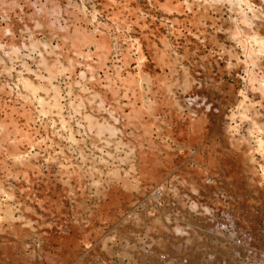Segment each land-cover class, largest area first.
I'll use <instances>...</instances> for the list:
<instances>
[{"label": "rangeland", "instance_id": "374dc122", "mask_svg": "<svg viewBox=\"0 0 264 264\" xmlns=\"http://www.w3.org/2000/svg\"><path fill=\"white\" fill-rule=\"evenodd\" d=\"M215 2L0 0V264H264V0Z\"/></svg>", "mask_w": 264, "mask_h": 264}, {"label": "bare ground", "instance_id": "6f19581e", "mask_svg": "<svg viewBox=\"0 0 264 264\" xmlns=\"http://www.w3.org/2000/svg\"><path fill=\"white\" fill-rule=\"evenodd\" d=\"M199 1H200V0H199ZM204 1H205V0H204ZM208 1H209V0H208ZM236 1L238 2V0H235V1H234V0H216L217 4H215V3H216V2H215V3H214V6H215V9H216V7L218 8L219 6H221L223 2H226V3H229V5H232V6H230V8H231V10H232V9L234 8V6L236 7V6L240 3V2H239V3L237 4ZM243 1H244V0H243ZM197 2H198V1H196V3H197ZM221 2H222V3H221ZM167 3H168V2H167ZM199 3H200V2H199ZM220 3H221V4H220ZM204 4H205V3H204ZM204 4L201 2L200 5L204 6ZM206 4H207V2H206ZM206 4H205V5H206ZM211 4H212V3H211ZM211 4H210V5H211ZM263 4H264V3H263ZM111 5H112V3H111ZM166 5H167V4H165V6H166ZM200 5H199V6H200ZM223 5H224V4H223ZM197 6H198V4H197ZM208 6H209L208 4H207L206 6H204V9H207ZM212 6H213V4H212ZM239 6H240V5H239ZM125 7H126V6H125ZM232 7H233V8H232ZM237 7H238V6H237ZM249 7H250V6H249ZM149 8H150V7H149ZM209 8H211V7L209 6ZM230 8H229V9H230ZM251 8H252V7H251ZM251 8H250V10H251ZM201 9H202V8H201ZM221 9H222V8H221ZM252 9H253V8H252ZM256 9H257V8H256ZM238 10H239V9H238ZM238 10L236 9V12H237ZM242 10H243V9H242ZM242 10H241L240 12H242ZM201 11H203V10H201ZM212 11H213V10H212ZM214 11H215V10H214ZM110 13H111V12H110ZM127 14H128V13H127ZM201 14L203 15V13H201ZM244 14H246V13H244ZM254 14H255V13H254ZM197 15H198V14H197ZM198 16H199V15H198ZM241 17H242V16H241ZM244 17H246V16H244ZM242 18H243V17H242ZM254 18H255V17H254ZM234 19H235V18H234ZM251 19H252V18H251ZM262 19H263V18H262ZM242 20H243V19H242ZM39 21H40V20H39ZM233 22H234V21H233ZM259 22H260V21H259ZM37 23H38V22H37ZM42 24H43V23H42ZM263 24H264V23H263ZM263 24H262V26H263ZM40 25H41V24H40ZM35 26H36V25H35ZM254 26H255V25H254ZM42 27H43V26H42ZM199 27H200V26H199ZM217 27H218V26H217ZM236 27H237V26H236ZM40 28H41V27H40ZM248 28H249V27H248ZM259 28H260V27H259ZM201 29H202V28H201ZM238 29H239V28H238ZM252 29H253V27H252ZM255 29H256V28H255ZM260 29H261V28H260ZM218 30H219V29H218ZM239 30H240V29H239ZM242 30H243V29H242ZM257 30H258V29H257ZM261 31H262V30H261ZM263 31H264V27H263ZM39 32H40V31H39ZM240 32H241V31H240ZM243 32H244V31H243ZM258 32H259V31H258ZM49 33H50V32H49ZM262 33H263V32H262ZM212 34H213V33H212ZM239 34H240V33H239ZM239 34H238V36H239ZM245 34H246V33H245ZM222 35H223V34H222ZM242 35H243V34H242ZM259 35H260V34H259ZM259 35H258V36H259ZM227 36H228V35H227ZM231 36H233V35H231ZM244 36H245V35H244ZM263 36H264V35H263ZM240 37H241V36H240ZM213 38H214V37H213ZM232 38H233V37H232ZM234 38H235V37H234ZM250 38H252V37H250ZM261 38H262V37H261ZM263 39H264V38H263ZM215 40H216V39H215ZM227 40H228V39H227ZM252 40H253V41L257 40V37H255V39H254V36H253V38H252L251 40H249V41H252ZM107 41H108V40H107ZM232 41H233V40H232ZM35 42H36V41H35ZM90 42H91V41H90ZM236 42H237V41H236ZM240 42H241V41H240ZM247 42H248V39H247ZM255 42L257 43V41H255ZM259 42L261 43V41H259V38H258V43H259ZM32 43H33V42H32ZM93 43H94V42H93ZM214 43H215V42H214ZM221 43H222V42H221ZM234 43H235V42H234ZM33 44H34V43H33ZM215 44H216V43H215ZM222 44H223V43H222ZM254 44H255V43H254ZM262 44H263V41H262L261 45H262ZM103 45H104V44H103ZM108 45H109V44H108ZM235 45H236V44H235ZM235 45H234V46H235ZM257 45H259V44H257ZM1 46H2V45H1ZM34 46H35V45H34ZM98 46H99V45H98ZM104 46H105V45H104ZM146 46H147V45H146ZM150 46H151V45H150ZM223 46H224V45H223ZM234 46H233V47H234ZM245 46H246V45H245ZM35 47H36V46H35ZM221 47H222V46H221ZM221 47H220V48H221ZM260 47H261V46H260ZM263 47H264V46H263ZM2 48H3V47H2ZM98 48H99V47H98ZM222 48H223V47H222ZM258 48H259V47H258ZM12 49H13V48H12ZM14 49H15V48H14ZM30 49H31V48H30ZM197 49H198V48H197ZM243 49H244V48H243ZM243 49H242V50H243ZM261 49L264 51L263 48H260V50H261ZM32 50H33V48H32ZM224 50H225V49H224ZM12 51H14V50H12ZM246 51H247V50H246ZM248 51H249V50H248ZM258 51H259V50H258ZM5 52H6V51H5ZM14 52H15V51H14ZM156 52H157V51H156ZM230 52H231V51H230ZM232 52H233V49H232ZM6 53H7V52H6ZM12 53H13V52H12ZM39 53H40V51H39ZM39 53H38V54H39ZM245 53H246V52H245ZM7 54H8V53H7ZM13 54H14V53H13ZM13 54H10V55L12 56ZM41 54H42V53H41ZM157 54H158V53H157ZM246 54H247V53H246ZM41 56L43 57V55H41ZM125 56H126V55H125ZM169 56H170V55H169ZM232 56H233V55H232ZM232 56H231V57H232ZM235 56H236V55H235ZM237 56H238V54H237ZM8 57H9V56H8ZM13 57H14V56H13ZM34 57H35V56H34ZM42 57H41V58H42ZM167 57H168V56H167ZM231 57H230V58H231ZM19 58H20V57H19ZM38 58H39V55H38ZM61 58H62V57H61ZM106 58H107V57H106ZM158 58H159V57H158ZM168 58H169V57H168ZM33 59H34V58H33ZM62 59H63V58H62ZM17 60H18V59H17ZM152 60H153V59H152ZM250 60H251V59H250ZM43 61H44V60H43ZM43 61L41 60L42 63H43ZM65 61H66V60H65ZM68 61H69V60H68ZM37 63H39V62H37ZM49 63H50V62H49ZM53 63H54V62H53ZM141 63H142V62H141ZM40 64H41V63H39L38 65H40ZM45 64H46V65H45ZM45 64H44V65L47 66V63H46V62H45ZM227 64H228V63H227ZM262 64H263V63H262ZM20 65H21V64H20ZM44 65H43V66H44ZM165 65H166V64H165ZM2 66H3V65H2ZM23 66H24V65H23ZM26 66H27V65H26ZM45 66H44V67H45ZM52 66H53V65H52ZM52 66H50V69H51ZM54 66H55V65H54ZM54 66H53V67H54ZM38 67H39V66H38ZM27 68H28V67H27ZM226 68H227V67H226ZM21 69H22V68H21ZM64 69H65V68H64ZM64 69H63V70H64ZM29 70H30V69H29ZM59 70H60V69H59ZM72 70H73V69H72ZM44 71H45V69H44ZM51 71H52V69H51ZM53 71H54V69H53ZM3 72H4V71H3ZM26 72H27V71H26ZM59 72H60V71H59ZM10 73H11V72H10ZM20 74H21V73H20ZM26 74H27V73H26ZM36 74H37V73H36ZM38 74H39V73H38ZM176 74H177V73H176ZM183 74H184V73H183ZM7 75H8V74H7ZM7 75H6V76H7ZM147 76H148V75H147ZM188 76H189V75H188ZM21 77H22V76H21ZM40 77H41V76H40ZM140 77H141V76H140ZM174 77H175V76H174ZM27 79H29V78H27ZM132 79H133V78H132ZM138 80H139V79H138ZM177 80H178V79H177ZM187 80H188V79H187ZM17 81H18V80H17ZM23 81H24V80H23ZM263 81H264V79H263ZM25 82H26V81H25ZM260 82H261V81H260ZM177 83H178V82H177ZM180 83H181V82H180ZM223 83H224V82H223ZM262 83H263V82H261L260 85H261ZM27 84H28V82H27ZM32 84H33V83H32ZM99 84H100V83H99ZM188 84H189V83H188ZM257 84H259V82H258ZM25 85H26V83H25ZM174 85H175V84H174ZM189 85H190V84H189ZM262 85H264V83H263ZM26 86H27V85H26ZM33 86H35V85H33ZM40 86H41V85H40ZM50 86H51V85H50ZM130 86H131V85H130ZM177 86H178V85H177ZM203 86H204V85H203ZM30 87H32V86H30ZM38 87H39V86H38ZM108 87H109V86H108ZM146 87H147V86H146ZM150 87H151V86H150ZM170 87H171V86H170ZM175 87H176V86H175ZM180 87H181V86H180ZM189 87H190V86H189ZM32 88H34V87H32ZM185 88H187V85H186ZM185 88H184V89H185ZM190 88H192V87H190ZM27 89H28V88H26V90H27ZM54 89H55V87H54ZM168 89H169V88H168ZM170 89H171V88H170ZM184 89L182 88L183 92H185ZM24 90H25V89H24ZM31 90H32V89H31ZM44 90H45V89H44ZM146 90H147V89H146ZM190 90H191V89H190ZM29 91H30V90H29ZM169 91L172 92L171 90H169ZM30 92H31V91H30ZM44 92H45V91H44ZM67 92H68V91H67ZM170 92H169V93H170ZM17 94H21V93H17ZM30 94H31V93H30ZM154 94H155V93H154ZM31 95H33V94H31ZM31 95H30V96H31ZM56 95H57V94H56ZM96 95H97V94H96ZM67 96H68V95H67ZM174 96H175V95H174ZM16 97H17V96H16ZM34 98H35V97H34ZM76 98H77V97H76ZM102 98H103V97H102ZM148 98H149V97H148ZM53 99H54V98H53ZM105 99H106V98H105ZM32 100H33V99H32ZM40 100H41V99H40ZM40 100H39V101H40ZM89 100H90V99H89ZM140 100H141V99H140ZM164 100H165V99H164ZM188 100H189V99H188ZM42 101H43V100H42ZM54 101H56V100H54ZM54 101H52V102H54ZM56 103H57V102H56ZM153 103H154V102H153ZM157 104H158V103H157ZM168 104H169V103H168ZM43 105H44V103H43ZM44 106H45V105H44ZM48 106H49V104H48ZM48 106H47V107H48ZM54 106H55V105H54ZM54 106H52V107H54ZM80 106H81V105H80ZM92 106H93V104H92ZM92 106H91V107H92ZM153 106H154V104H153ZM57 107H58V105H57ZM100 107H102V106L100 105ZM154 107H155V106H154ZM43 108H44V107H43ZM78 108H79V107H78ZM110 108H111V107H110ZM157 108H158V107H157ZM56 109H57V108H56ZM56 109H55V110H56ZM155 109H156V108H155ZM39 110H40V109H39ZM46 110H47V109H46ZM60 110H61V109H60ZM135 110H136V109H135ZM152 110H153V109H152ZM15 111H16V110H15ZM42 111H43V110H42ZM47 111H48V110H47ZM254 111H255V110H254ZM115 112H116V111H115ZM237 112H238V111H237ZM40 113H41V112H40ZM137 114H138V113H137ZM30 115H31V114H30ZM45 115H46V114H45ZM94 115H95V114H94ZM100 115H101V114H100ZM139 115H140V114H139ZM83 116L85 117V115H83ZM84 117H83V118H84ZM86 117H87V116H86ZM140 117H141V116H140ZM189 117H190V116H189ZM74 118H75V117H74ZM88 118H89V117H88ZM90 118H91V117H90ZM134 118H135V117H134ZM29 119H30V118H29ZM96 119H97V118H96ZM109 119H110V118H109ZM63 120H64V119H63ZM97 120H98V119H97ZM231 120H232V119H231ZM253 120H254V119H253ZM156 121H157V120H156ZM0 122H1V121H0ZM116 122H117V121H116ZM97 123H98V121H97ZM112 123H113V122H112ZM117 123H119V122H117ZM137 123H138V122H137ZM240 123H241V122H240ZM254 123H255V122H254ZM6 124H7V123H6ZM93 124H94V123H93ZM95 124H96V123H95ZM155 124H156V123H155ZM28 125H29V124H28ZM87 125H88V123H87ZM110 125H111V124H110ZM136 125H137V124H136ZM138 125H139V124H138ZM145 125H146V124H145ZM5 126H6V125H5ZM88 126H89V125H88ZM141 126H142V125H141ZM229 126H230V125H229ZM252 126H253V125H252ZM231 127H232V126H231ZM88 128H89V127H88ZM102 128H103V127H102ZM144 128H145V127H144ZM0 129H1V128H0ZM71 129H72V128H71ZM91 129H92V128H91ZM146 130H147V129H146ZM10 131H11V130H10ZM13 131H14V130H13ZM17 131H18V130H17ZM104 131H105V130H104ZM113 131H114V130L111 129V128H108V130H107L108 133H112ZM69 132H70V131H69ZM114 132H115V131H114ZM213 132H214V131H213ZM101 133H102V132H101ZM108 133H107V134H108ZM99 135H100V134H99ZM108 135H109V134H108ZM110 135H111V134H110ZM133 135H134V134H133ZM145 135H146V133H145ZM216 135H217V134H216ZM230 135H231V134H230ZM252 135H253V134H252ZM96 136H97V135H96ZM113 136H114V135H113ZM113 136H112V137H113ZM137 136H138V135H137ZM98 137H99V136H98ZM104 137H105V135H104ZM195 137H196V136H195ZM47 138H48V137H47ZM99 138H100V137H99ZM140 138H141V137H140ZM148 138H149V137H148ZM30 140H32V138H31ZM80 140H81V139H80ZM101 140H102V139H101ZM105 140H106V139H105ZM112 140H113V139H112ZM137 140H138V139H137ZM223 140H224V139H223ZM20 141H21V140H20ZM70 141H71V140H70ZM81 141H82V140H81ZM98 141H99V140H98ZM106 141H107V140H106ZM122 141H123V140H122ZM142 141H143V140H142ZM234 141H235V140H234ZM260 141H261V140H260ZM29 142H30V141H29ZM71 142H72V141H71ZM73 142H74V141H73ZM75 142H76V141H75ZM83 142H84V141H83ZM139 142H140V141H139ZM235 142H237V141H235ZM262 142H263V141H262ZM84 143H85V142H84ZM100 143H101V142H100ZM103 143H104V142H103ZM131 143H132V142H131ZM148 143H149V142H148ZM237 143H238V142H237ZM105 144H106V143H105ZM120 144H121V143H120ZM219 144H220V143H219ZM240 144H242V143H240ZM21 145H22V144H21ZM154 145H155V144H154ZM156 145H157V143H156ZM243 145H244V143H243ZM243 145H242V146H243ZM33 146H34V145H33ZM100 146H101V145H100ZM102 146H103V145H102ZM116 146H117V145H116ZM120 146H121V145H120ZM142 146H143V144H142ZM260 146H261V145H260ZM104 147H105V146H104ZM114 147H115V145H114ZM114 147H113V148H114ZM257 147H258V146H257ZM116 148H117V147H116ZM116 148H115V149H116ZM166 148H167V147H166ZM1 149H2V148H1ZM15 149H16V148H15ZM122 149H123V148H122ZM129 149H130V148H129ZM142 149H143V147H142ZM167 149H168V148H167ZM254 149H255V148H254ZM254 149H253V150H254ZM77 150H78V149H77ZM171 150H172V149H171ZM225 150H226V149H225ZM257 150H258V149H257ZM262 150H264V149H262ZM12 151H13V150H12ZM159 151H160V150H159ZM227 151H228V150H227ZM118 152H119V151H118ZM209 152H210V151H209ZM47 153H48V152H47ZM144 153H145V152H144ZM188 153H189V152H188ZM234 154H235V153H234ZM23 155H24V154H23ZM36 155H37V154H36ZM54 155H55V154H54ZM87 155H88V154H87ZM127 155H128V154H127ZM213 155H214V154H213ZM247 155H248V154H247ZM252 155H253V154H252ZM252 155H251V156H252ZM39 156H40V155H39ZM155 156H157V155H155ZM211 156H212V155H211ZM14 157H15V156H14ZM20 158H21V157H20ZM93 158H94V157H93ZM116 158H117V157H116ZM148 158H149V157H148ZM224 158H225V157H224ZM230 158H231V156H230ZM25 159H26V158H25ZM94 159H95V158H94ZM167 159H168V158H167ZM213 159H214V158H213ZM234 159H235V158H234ZM249 159H251V158L249 157ZM16 160H17V159H16ZM20 160H21V159H20ZM118 160H119V159H118ZM126 160H127V159H126ZM146 160H147V159H146ZM1 161H2V160H1ZM111 161H112V160H111ZM238 161H239V160H238ZM250 161H251V160H250ZM143 162H144V161H143ZM156 162H157V161H156ZM105 163H106V162H105ZM121 163H122V162H121ZM166 163H167V161H166ZM168 163H169V162H168ZM206 163H207V162H206ZM225 163H226V162H225ZM236 163H237V162H236ZM248 163H249V162H248ZM254 163H255V162H254ZM3 164H5V163H3ZM95 164H96V162H95ZM100 164H101V163H100ZM102 164H103V163H102ZM243 164H244V163H243ZM137 165H138V164H137ZM157 165H158V164H157ZM164 165H165V164H164ZM173 165H174V164H173ZM180 165H181V164H180ZM207 165H208V164H207ZM216 165H217V164H216ZM222 165H223V164H222ZM74 166H75V165H74ZM76 166H77V165H76ZM119 166H120V165H119ZM139 166H140V165H139ZM177 166H178V165H177ZM210 166H211V165H210ZM225 166H226V165H225ZM251 166H253V165H252V162H251ZM5 167H6V166H5ZM59 167H60V166H59ZM61 167H62V166H61ZM71 167H72V166H71ZM130 167H131V166H130ZM130 167H129V168H130ZM135 167H136V166H135ZM198 167H199V166H198ZM248 167L250 168V163H249V166H248ZM248 167H247V169H248ZM76 168H77V167H76ZM92 168H93V167H92ZM100 168H101V167H100ZM149 168H150V167H149ZM168 168H169V167H168ZM174 168H175V167H174ZM225 168H226V167H225ZM245 168H246V167H245ZM3 169H4V168H3ZM72 169H73V168H72ZM114 169H115V168H114ZM122 169H123V168H122ZM130 169H131V168H130ZM133 169H134V168H133ZM205 169H206V168H205ZM205 169H204V170H205ZM226 169H227V168H226ZM229 169H230V168H229ZM238 169H240V168H238ZM253 169H254V167H253ZM12 170H14V169H12ZM28 170H29V169H28ZM35 170H36V169H35ZM67 170H68V169H67ZM95 170H96V169H95ZM95 170H94V172H95ZM131 170H132V169H131ZM156 170H157V168H156ZM207 170H208V169H207ZM248 170H249V169H248ZM21 171H22V170H21ZM116 171H117V169H116ZM182 171H183V170H182ZM64 172H65V171H64ZM113 172H114V171H113ZM125 172H126V170H125ZM139 172H140V171H139ZM168 172H169V171H168ZM210 172H211V171H210ZM225 172H226V171H225ZM227 172H228V171H227ZM235 172H236V171H235ZM249 172H250V171H249ZM256 172H257V171H256ZM263 172H264V171H263ZM78 173H79V172H78ZM106 173H107V172H106ZM109 173H110V171H109ZM123 173H124V172H123ZM133 173H134V172H133ZM252 173H253V172H252ZM6 174H7V173H6ZM99 174H100V173H99ZM128 174H129V173H128ZM152 174L154 175V173H152ZM194 174H195V173H194ZM211 174H212V173H211ZM221 174H222V173H221ZM256 174H257V173H256ZM25 175H26V173H25ZM124 175H125V174H124ZM178 175H179V174H178ZM178 175H176V176H178ZM195 175H196V174H195ZM213 175H214V174H213ZM217 175H218V174H217ZM229 175H230V174H229ZM232 175H233V174H232ZM244 175H245V174H244ZM108 176H109V175H108ZM108 176H107V177H108ZM112 176H113V175H112ZM126 176H127V175H126ZM132 176H133V175H132ZM151 176H152V175H151ZM165 176H166V175H165ZM174 176H175V175H174ZM181 176H182V175H181ZM187 176H188V175H187ZM191 176H192V175H191ZM218 176H219V175H218ZM222 176H223V175H222ZM235 176H238V175H235ZM239 176H240V175H239ZM116 177H117V179H118V176H116ZM120 177H121V176H120ZM153 177H154V176H153ZM183 177H184V176H183ZM224 177H225V176H224ZM228 177H229V176H228ZM240 177H241V176H240ZM248 177H249V176H248ZM261 177H262V176H261ZM261 177H260V178H261ZM41 178H42V177H41ZM110 178H111V177H110ZM113 178H114V177H113ZM158 178H159V177H158ZM176 178H177V177H176ZM197 178H198V177H197ZM219 178H220V177H219ZM222 178H223V177H222ZM230 178H231V177H230ZM233 178H234V177H233ZM237 178L239 179V177H237ZM246 178H247V177H246ZM250 178H252V177H250ZM262 178H263V177H262ZM66 179H67V177H66ZM117 179H116V180H117ZM168 179H170V178H168ZM177 179H178V178H177ZM190 179H192V178H190ZM235 179H236V178H235ZM241 179H242V178H241ZM68 180H69V179H68ZM116 180H115V182H116ZM127 180H128V179H127ZM130 180H131V179H130ZM130 180H128V182H129ZM133 180H134V179H133ZM149 180H150V179H149ZM183 180H184V179H183ZM183 180H182L181 182H183ZM226 180H227V179H226ZM239 180H240V179H239ZM246 180H247V179H246ZM258 180H260V179H258ZM77 181H78V180H77ZM81 181H82V180H81ZM118 181H119V179H118ZM138 181H139V180H138ZM165 181H166V180H165ZM232 181H233V180H232ZM240 181H241V180H240ZM262 181H263V180H262ZM79 182H80V181H79ZM126 182H127V181H126ZM133 182H134V181H133ZM226 182H227V181H226ZM254 182H255V181H254ZM90 183H91V182H90ZM111 183H112V182H111ZM169 183H170V182H169ZM169 183H168V184H169ZM227 183H228V182H227ZM257 183H258V182H257ZM107 184H108V183H107ZM126 184H127V183H126ZM129 184H130V182H129ZM135 184L137 185V183H135ZM138 184H139V182H138ZM181 184H184V183H181ZM181 184H180V185H181ZM260 184H261V183H260ZM67 185H68V184H67ZM97 185H98V184H97ZM131 185H132V187H133V184H132V183H131ZM136 185H135V186H136ZM245 185H246V184H245ZM47 186H48V185H47ZM124 186H125V185H124ZM126 186H127V185H126ZM161 186H163V184H162ZM168 186H169V185H168ZM178 186H179V185H178ZM184 186H185V185H184ZM188 186H189V185H188ZM225 186H226V185H225ZM233 186H234V185H233ZM254 186H255V185H254ZM78 187H79V186H78ZM107 187H108V186H107ZM128 187L130 188V186H128ZM152 187H153V186H152ZM165 187H166V186H165ZM191 187H192V186H191ZM124 188H125V187H124ZM134 188H135V187H134ZM134 188H133V189H134ZM177 188H178V187H177ZM180 188H181V187H180ZM196 188H197V187H196ZM221 188H223V187H221ZM221 188H220V189H221ZM261 188H262V187H261ZM70 189H71V188H70ZM130 189H131V188H130ZM187 189H188V188H187ZM0 190H2V189H0ZM64 190H65V189H64ZM119 190H120V189H119ZM126 190H127V189H126ZM115 191H116V190H115ZM136 191L138 192V190H136ZM89 192H90V191H89ZM148 192H149V191H148ZM173 192H174V191H173ZM126 193H127V192H126ZM128 193H129V192H128ZM13 195H14V194H13ZM96 195H97V194H96ZM98 195H99V194H98ZM181 195H182V194H181ZM185 195H186V194H185ZM198 195H199V194H198ZM216 195H217V194H216ZM34 196H35V195H34ZM12 197H13V196H12ZM72 197H73V196H72ZM27 198H28V197H27ZM180 198H181V197H180ZM247 198H248V197H247ZM45 199H46V198H45ZM72 201H73V200H72ZM223 201H224V200H223ZM195 202H197V201H195ZM224 202H225V201H224ZM246 202H247V201H246ZM252 202H253V201H252ZM244 203H245V202H244ZM5 204H6V203H5ZM7 204H8V203H7ZM117 204H119V202H118ZM182 205H183V203H182ZM182 205H181V206H182ZM0 206H1V205H0ZM81 206H83V205H81ZM194 206H195V204H194ZM196 206H197V204H196ZM201 206H202V205H201ZM6 207H7V206H6ZM14 207H15V206H14ZM14 207H13V208H14ZM38 207H39V206H38ZM184 207H185V206H184ZM197 207H198V206H197ZM202 207H203V206H202ZM246 207H248V206H246ZM9 208H10V207H9ZM25 208H26V207H25ZM199 208H200V207H199ZM16 209H17V208H16ZM202 209H203V208H201V210H202ZM2 210H3V209H2ZM18 210H19V209H18ZM34 210H35V209H34ZM5 211H6V213H7V215H6V213H5V216H7L8 218L12 217V216H10L11 213H9V212H10L9 209L6 210V208H5ZM5 211H4V212H5ZM28 211H29V210H28ZM83 211H84V210H83ZM193 211H194V210H193ZM2 212H3V211H2ZM198 212H199V210H198ZM223 212H224V211H223ZM123 213H124V212H123ZM205 213H206V212H205ZM143 214H144V213H143ZM168 214H169V213H168ZM23 215H24V214H23ZM35 215H36V214H35ZM137 215H138V214H137ZM212 215H213V214H212ZM3 216H4V214H3ZM27 216H28V215H27ZM74 216H76V215H74ZM140 216H141V215H140ZM28 217H29V216H28ZM140 218H141V217H140ZM202 218H203V217H202ZM224 218H225V217H224ZM5 219H7V218H5ZM11 219H14V218L12 217ZM11 219H10V220H11ZM225 219H226V218H225ZM14 220H15V219H14ZM28 220H29V219H28ZM160 220H161V219H160ZM170 220H171V219H170ZM25 221H26V220H25ZM196 221H197V220H196ZM228 221H229V219H228ZM31 222H32V220H31ZM66 222H67V221H66ZM86 222H87V221H86ZM89 222H90V221H89ZM134 222H135V221H134ZM149 222H150V221H149ZM162 222H163V221H162ZM153 223H154V222H153ZM195 223H196V222H195ZM26 224H27V223H26ZM31 224H32V223H31ZM85 224H86V223H85ZM173 224H174V223H173ZM182 224H183V223H182ZM24 225H25V224H24ZM24 225H23V226H24ZM132 225H133V224H132ZM175 225H177V223H175ZM179 225H180V224H178V226H179ZM220 225H221V224H220ZM14 226H15V225H14ZM25 226H26V225H25ZM27 226H28V224H27ZM87 226H88V225H87ZM154 226H155V225H154ZM170 226H171V225H170ZM172 226L174 227V225H172ZM178 226H177V227H178ZM210 226H211V225H210ZM15 227H16V226H15ZM30 227H32V226H30ZM72 227H73V226H72ZM168 227H169V226H168ZM177 227H175L176 231L178 232V233L176 232V234H180L181 236L184 235V236H185V237H184L185 239H189V240L192 241L193 239H195L196 237H198V236H196V237H191V236H189V231H190V229H191V225H190V229H189V230L187 229L188 232L186 231V232L188 233V235L184 234V233H186V232L184 231V230H186V228H185V229L183 228V230H182V227H181V226H180L181 228H179V229H178ZM221 227H222V226H221ZM243 227H244V226H243ZM27 228H28V227H27ZM27 228H26V229H27ZM142 228H143V227H142ZM36 229H37V228H36ZM171 229H172V228H171ZM192 229H193V228H192ZM194 229H195V228H194ZM138 230H139V229H138ZM162 230H163V229H162ZM160 231H161V230H160ZM196 231H197V230H196ZM196 231H194V232H196ZM217 231H218V229H217ZM137 232H138V231H137ZM139 232H140V231H139ZM172 232H173V229H172ZM190 232H191V231H190ZM194 232H193V234H194ZM199 232H200V231H199ZM145 233H146V232H145ZM149 233H150V231H149ZM153 233H154V232H153ZM158 233H159V232H158ZM170 233H171V232H170ZM191 233H192V232H191ZM197 233H198V232H197ZM209 233H210V232H209ZM227 233H228V232H227ZM235 233H236V232H235ZM241 233H242V232H241ZM124 234H125V233H124ZM174 234H175V232H174ZM176 234H175V235H176ZM193 234H192V235H193ZM195 234H196V233H195ZM138 235H139V234H138ZM148 235H149V234H148ZM157 235H158V234H157ZM99 236H100V235H99ZM104 236H105V235H104ZM141 236H142V235H141ZM144 236H145V235H144ZM151 236H152V235H151ZM194 236H195V235H194ZM28 237H29V236H28ZM37 237H38V236H37ZM159 237H160V236H159ZM170 237H171V236H170ZM202 237H203V236H202ZM202 237H200V238H202ZM221 237H222V236H221ZM133 238H134V237H133ZM180 238H181V237H180ZM180 238H179V240H180ZM184 238H183V239H184ZM198 238H199V237H198ZM101 239H102V238H101ZM171 239H172V237H171ZM175 239H176V238H175ZM177 239H178V237H177ZM177 239H176V240H177ZM183 239H182V240H183ZM172 240H173V239H172ZM196 240H197V239H196ZM248 240H249V239H248ZM18 241H19V240H18ZM95 241H96V240H95ZM153 241H154V239H153ZM157 241H158V240H157ZM177 241H178V240H177ZM198 241H199V240H198ZM98 242H99V241H98ZM105 242H106V241H105ZM135 242H136V241H135ZM161 242H162V241H161ZM179 242H180V241H179ZM200 242H201V241H200ZM127 243H128V242H127ZM195 243H196V242H195ZM97 244H98V243H97ZM102 244H103V243H102ZM133 244H134V243H133ZM168 244H169V243H168ZM184 244H185V243H183V245H184ZM190 244H191V243H190ZM202 244H203V243H202ZM223 244H224V243H223ZM142 245H143V244H142ZM156 245H157V244H156ZM172 245H173V244H172ZM180 245H181V243H180ZM185 245H186V244H185ZM196 245H197V243H196ZM33 246H34V245H33ZM158 246H159V245H158ZM158 246H157V247H158ZM160 246L162 247L161 244H160ZM163 246H165V245H163ZM194 246H195V245H194ZM199 246H201V245H199ZM244 246H245V245H244ZM151 247H152V246H151ZM161 247H160V248H161ZM172 247H173V246H172ZM177 247H178V245H177ZM179 247H180V246H179ZM183 247H184V246H183ZM208 247H209V246H208ZM152 248H153V247H152ZM155 248H156V247H155ZM158 248H159V247H158ZM162 248H164V247H162ZM162 248H161V250H162ZM190 248H191V247H190ZM190 248H189V249H190ZM193 248H196V247H193ZM200 248H201V247H200ZM209 248H210V247H209ZM211 248H212V247H211ZM239 248H240V247H239ZM94 249H95V248H94ZM104 249H105V248H104ZM150 249H151V248H150ZM180 249H181V248H180ZM184 249H185V248H184ZM184 249H183V250H184ZM196 249H198V248H196ZM196 249H194V250H196ZM202 249H203V248H202ZM151 250H152V249H151ZM155 250H156V249H155ZM158 250H159V249H158ZM172 250H173V249H172ZM174 250H175V249H174ZM176 250H177V248H176ZM200 250H201V249H200ZM200 250H199V251H200ZM214 250H215V249H214ZM216 250H217V249H216ZM126 251H127V250H126ZM164 251H165V250H164ZM179 251H180V250H179ZM188 251H189V250H188ZM188 251H187V252H188ZM191 251H193V250H191ZM201 251H204V250H201ZM218 251H219V250H218ZM245 251H246V250H245ZM104 252H106V251H104ZM157 252H158V251H157ZM160 252H162V251H160ZM160 252H159V253H160ZM165 252L167 253V251H165ZM183 252H184V251H183ZM208 252H211V251H208ZM208 252H206V253L208 254ZM212 252H213V251H212ZM216 252H217V251H216ZM14 253H15V252H14ZM152 253H153V252H152ZM166 253H165V257H166V255H167ZM181 253H182V252H181ZM24 254H25V253H24ZM34 254H35V253H34ZM102 254H103V253H102ZM168 254H169V253H168ZM176 254H177V253H176ZM176 254H175V255H176ZM184 254H185V253H184ZM178 255H180V254H178ZM185 255H186V254H185ZM188 255H189V253H188ZM188 255H187V257H188ZM197 255H199V254H197ZM209 255H211V254H209ZM27 256H28V255H27ZM27 256H25V257H27ZM136 256H137V255H136ZM146 256H147V255H146ZM168 256H169V255H167V257H168ZM182 256H183V255H182ZM182 256H181L180 258H182ZM200 256H201V255H200ZM243 256H244V255H243ZM29 257H30V256H29ZM32 257H33V256H32ZM169 257H170V256H169ZM183 257H184V256H183ZM198 257H199V256H198ZM202 257H203V255H202ZM211 257H212V256H211ZM213 257H214V256H213ZM216 257H217V256H216ZM225 257H226V256H225ZM170 258H171V257H170ZM226 258H227V257H226ZM230 258H231V257H230ZM104 259H105V258H104ZM168 259H169V258H168ZM171 259H172V258H171ZM177 259H179V258H177ZM187 259H188V258L183 259V261H184V260L186 261ZM200 259H202V258H200ZM206 259H207V258H206ZM216 259H217V258H216ZM218 260H219V259H218ZM225 260H226V259H225ZM110 261H111V260H110ZM156 261H157V260H156ZM161 261H162V260H161ZM161 261H160V262H161ZM165 261H166V260H165ZM165 261H164V262H165ZM185 261H184V262H185ZM195 261H196V260H195ZM208 261H209V260H208ZM213 261H214V260H213ZM227 261H228V260H227ZM227 261H226V262H227ZM236 261H237V260H236ZM105 262H106V261H105ZM152 262H153V261H152ZM166 262H167V261H166ZM166 262H165V264H166ZM186 262H187V261H186ZM192 262H194V261H192ZM200 262H201V261H200ZM200 262H199V263H200ZM79 263H80V262H79ZM189 263H190V262H189ZM219 263H220V262H219ZM222 263H223V262H222ZM125 264H126V263H125ZM157 264H158V263H157ZM159 264H163V262H162V263H159ZM169 264H170V263H169ZM174 264H175V263H174ZM179 264H180V262H179ZM190 264H191V263H190ZM202 264H205V263L202 262ZM206 264H208V262H207ZM209 264H211V263H209ZM212 264H213V263H212ZM241 264H242V263H241Z\"/></svg>", "mask_w": 264, "mask_h": 264}]
</instances>
